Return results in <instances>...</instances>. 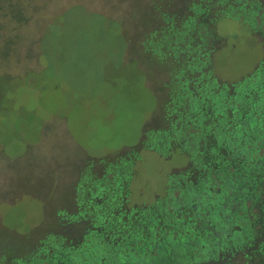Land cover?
Returning <instances> with one entry per match:
<instances>
[{"label": "trees", "instance_id": "1", "mask_svg": "<svg viewBox=\"0 0 264 264\" xmlns=\"http://www.w3.org/2000/svg\"><path fill=\"white\" fill-rule=\"evenodd\" d=\"M155 20L138 46L169 98L166 139L181 144L156 151L183 152L187 165L151 203H136L142 146L115 165L89 159L56 227L0 237V264H264V57L236 81L216 71L230 44L222 22L246 25L264 48V0H162Z\"/></svg>", "mask_w": 264, "mask_h": 264}, {"label": "rangeland", "instance_id": "2", "mask_svg": "<svg viewBox=\"0 0 264 264\" xmlns=\"http://www.w3.org/2000/svg\"><path fill=\"white\" fill-rule=\"evenodd\" d=\"M161 6L0 0V237L37 238L55 228L56 209L72 207L73 185L91 158L115 165L142 146L132 178L136 203H151L168 175L187 165L188 156L174 150L177 137L166 139L172 120L163 81L138 46ZM219 31L230 44L219 51L216 71L236 81L264 48L239 22H222ZM159 146L174 148L162 157Z\"/></svg>", "mask_w": 264, "mask_h": 264}]
</instances>
